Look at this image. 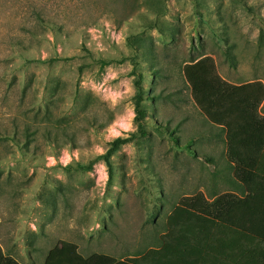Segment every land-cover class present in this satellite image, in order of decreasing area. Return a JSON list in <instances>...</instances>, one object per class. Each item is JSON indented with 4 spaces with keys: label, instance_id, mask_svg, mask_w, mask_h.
<instances>
[{
    "label": "rangeland",
    "instance_id": "374dc122",
    "mask_svg": "<svg viewBox=\"0 0 264 264\" xmlns=\"http://www.w3.org/2000/svg\"><path fill=\"white\" fill-rule=\"evenodd\" d=\"M203 57L227 83L264 85V0H0L4 245L11 227L40 264L62 241L125 261L160 248L182 199L242 198L184 74ZM134 64L148 134L115 152L110 179L102 160L81 170L136 131Z\"/></svg>",
    "mask_w": 264,
    "mask_h": 264
},
{
    "label": "trees",
    "instance_id": "16d2710c",
    "mask_svg": "<svg viewBox=\"0 0 264 264\" xmlns=\"http://www.w3.org/2000/svg\"><path fill=\"white\" fill-rule=\"evenodd\" d=\"M183 70L197 105L225 133L227 156L245 195L225 194L211 202L201 196L182 199L167 216L160 248L138 258L118 262L106 255L86 258L75 244L62 241L49 250L45 264H264V117L259 111L264 85L260 81L227 83L214 72L208 57L187 63ZM131 74L137 89L136 131L113 138L104 153L78 165L81 170L89 171L102 160L110 179L115 152L148 134L142 104L144 74L135 64ZM0 264L19 263L0 247Z\"/></svg>",
    "mask_w": 264,
    "mask_h": 264
},
{
    "label": "crops",
    "instance_id": "0c3cea01",
    "mask_svg": "<svg viewBox=\"0 0 264 264\" xmlns=\"http://www.w3.org/2000/svg\"><path fill=\"white\" fill-rule=\"evenodd\" d=\"M1 223L2 220H0V225ZM5 233L6 237L8 238L7 242L10 241L9 246L4 245V243L2 242L3 237L0 236V247L5 256L13 258L19 264H40L37 261V256L38 254L43 255V252L39 243L36 240H33L32 242L29 241L26 246H23V244L16 242V232L14 229H12L11 227H7ZM48 251H44V256L42 257V264H45V259ZM24 255L27 257L26 259L24 258Z\"/></svg>",
    "mask_w": 264,
    "mask_h": 264
}]
</instances>
